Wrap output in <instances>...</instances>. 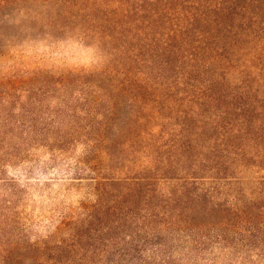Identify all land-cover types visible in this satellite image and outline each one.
I'll return each mask as SVG.
<instances>
[{
	"label": "rangeland",
	"instance_id": "obj_1",
	"mask_svg": "<svg viewBox=\"0 0 264 264\" xmlns=\"http://www.w3.org/2000/svg\"><path fill=\"white\" fill-rule=\"evenodd\" d=\"M217 1L0 9V264H264V147L136 49Z\"/></svg>",
	"mask_w": 264,
	"mask_h": 264
},
{
	"label": "trees",
	"instance_id": "obj_2",
	"mask_svg": "<svg viewBox=\"0 0 264 264\" xmlns=\"http://www.w3.org/2000/svg\"><path fill=\"white\" fill-rule=\"evenodd\" d=\"M20 1L0 0V9ZM169 8L164 3L161 9ZM186 14V22H172L181 36L146 39L136 49L146 48L158 75L185 85L183 91L189 92V100L199 101L202 116L212 112L207 105L219 110L217 117L224 121L217 125L224 129L221 140L238 149L242 141H249L252 150L264 147V85L251 82L252 75L264 82V0H218ZM244 59L248 65L241 63ZM249 153L239 149L234 154L250 162ZM221 165L226 167L225 162Z\"/></svg>",
	"mask_w": 264,
	"mask_h": 264
}]
</instances>
